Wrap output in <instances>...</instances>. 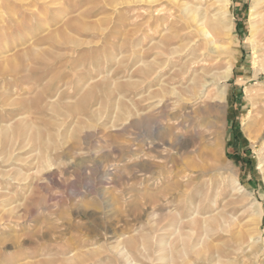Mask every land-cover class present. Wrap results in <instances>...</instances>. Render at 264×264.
Returning a JSON list of instances; mask_svg holds the SVG:
<instances>
[{"label":"rangeland","instance_id":"obj_1","mask_svg":"<svg viewBox=\"0 0 264 264\" xmlns=\"http://www.w3.org/2000/svg\"><path fill=\"white\" fill-rule=\"evenodd\" d=\"M254 1L0 0V264H264Z\"/></svg>","mask_w":264,"mask_h":264},{"label":"bare ground","instance_id":"obj_2","mask_svg":"<svg viewBox=\"0 0 264 264\" xmlns=\"http://www.w3.org/2000/svg\"><path fill=\"white\" fill-rule=\"evenodd\" d=\"M225 2H229V0H225ZM254 15H255V23H256V26H254V36L258 35V38L260 39V41H263L264 39V0H255L254 1ZM224 13V12H223ZM232 19L230 17L227 16L226 13L223 14V17L222 18H216V21H209L208 23H206L205 25V28L201 30L202 32V35L206 38V40L208 42H210L211 39H220L221 36L223 35L224 31L227 30V31H232ZM253 30V29H252ZM200 33V31H199ZM228 36H230L228 34ZM231 37V36H230ZM204 40V39H203ZM198 44V42H197ZM194 46V45H193ZM215 48H214V51L213 53H216L219 57L221 56H226L230 54V49H228L227 47L225 46H222V45H214ZM255 50V54L259 53V52H264V49H260V48H254ZM232 53V52H231ZM264 54V53H263ZM209 56V55H208ZM215 56V57H216ZM233 56V55H232ZM230 57V56H229ZM227 58V57H226ZM237 58V57H236ZM236 58H233V60L231 62H229V66H228V69H227V75L225 77V80H229L231 78V73H232V64L233 62H236L237 59ZM204 59V58H202ZM216 59V58H215ZM225 59V58H224ZM215 60H209L208 58L204 61L205 64L207 65L208 68L212 67L214 64L216 66V63L217 61ZM261 61V60H260ZM203 62V61H201ZM219 62V61H218ZM221 62V60H220ZM195 65V64H194ZM198 65V64H197ZM200 66V65H199ZM203 66V65H202ZM205 66V65H204ZM198 67V66H197ZM216 68V67H215ZM194 69V67H193ZM219 81V80H218ZM215 81H213L212 79L211 80H207L206 83L204 84H201V88L205 89L203 90L202 92L198 93L197 95L194 94L195 98H205L207 96V88L210 87L211 85H213ZM217 82V81H216ZM216 84V83H215ZM214 87V86H213ZM195 89V88H194ZM218 89V88H216ZM210 91V90H209ZM219 93V92H218ZM222 93V92H221ZM209 95V94H208ZM217 95V94H216ZM220 95V94H219ZM220 100V98H219ZM211 101V100H210ZM220 103V102H218ZM213 105V104H212ZM217 107V106H216ZM213 113V112H212ZM210 114V113H209ZM212 126V125H211ZM108 176V175H107Z\"/></svg>","mask_w":264,"mask_h":264}]
</instances>
